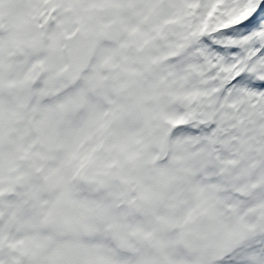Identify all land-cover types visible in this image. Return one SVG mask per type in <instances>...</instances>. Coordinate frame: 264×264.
Here are the masks:
<instances>
[{
  "label": "bare ground",
  "instance_id": "obj_1",
  "mask_svg": "<svg viewBox=\"0 0 264 264\" xmlns=\"http://www.w3.org/2000/svg\"><path fill=\"white\" fill-rule=\"evenodd\" d=\"M23 1L26 6V11L32 12L38 7V0ZM104 1L105 0H59L61 19H59L60 22L53 30L54 33L52 40H50L51 42L46 48H43L38 44L37 40L39 34L37 23L32 20L24 21L20 13L13 9L18 6V0H0V17H4L8 23L6 31L0 34V86L7 73L6 67L2 63L5 58L8 62H15L13 69H15L17 73L20 67V60H14L8 56L4 57L1 49L7 50L11 47V43L19 42L22 44L24 52L27 55L43 57L47 60L46 63L58 68L64 64V54L59 49L60 40L62 38L61 29H70L75 20H80L85 27L93 30L94 46L99 54L103 55L105 53V48L112 46V62L114 63V69L112 66L111 80L112 113L115 117V123L122 128L121 129L113 123L112 132L116 131V127H118L121 132H129L132 130L138 132L144 129V127L148 128L146 124L152 125V122L149 120L157 116L154 123H157L155 130L156 134L158 133V137L153 134V136L147 137L148 142H150L151 150H154L157 145H161L162 136L166 132V129L161 127L158 120L159 114L163 111L162 109L168 104H171V109L174 111L179 109L178 97L184 95L188 91L189 86L195 85L197 81L191 74L188 75V72L191 71V67L201 68V66L206 65L209 61V59L206 58L203 62H200L196 54L197 50H202L207 55L209 53V51L207 52V50L204 49L202 41L198 38L197 28L201 12L206 10V7L214 1L216 2V0H205L203 5L197 3L196 0H167L166 3L160 0H110V13L109 10L104 11L101 9V6L104 5ZM127 1H132L134 3V9L131 13L125 9V3ZM222 2H224V10H222L221 17L223 20H230L236 17L237 14L245 15L254 5H252L253 0H223ZM66 4L74 6V11L71 15L65 14L64 12V5ZM95 5L98 6L97 9L93 8ZM174 17L178 19V24H176V26L167 28L162 26L164 21ZM111 18L112 20L116 19L122 24L119 27L121 28L122 38H113V40L118 43L112 42V44L105 41L106 37L103 33V29H101ZM127 28H133L131 32L132 35L141 34V38L137 41L136 48L133 47V41L130 38V30ZM100 32L102 33L101 35ZM158 34L163 35L160 40L158 39ZM237 37L238 39L243 38L241 39V43H245L246 45V54L244 57H240V55L238 56V54H236V51H228V49L218 51L219 60L222 63L231 65L235 61L241 59L242 64L246 65L245 69H249L246 76L244 74L245 77L243 76L241 80L239 78L237 80L238 82L229 88V92L232 94L231 98L235 100L238 105L244 128L240 134L237 130L233 133H231L229 129L222 131L221 136H227V139L231 138L233 134H239L236 137V141H228L223 146V148L227 150L221 154L222 157H232L237 162L236 168L233 171H229L226 176V179H229L230 183L225 184V187L227 189L230 185L238 186L236 183L239 182L238 177L245 174L249 176L256 175L257 172L258 175L256 179L250 177L247 179V182H241L239 186L246 188L249 183H263V187L255 191V186L252 185L249 190L250 192L255 191L253 197L248 201H243L242 206L238 207L239 205L235 197L230 195L228 191L225 190L223 193H218L216 191L218 185L215 181L217 177L215 176L214 170L205 167L204 149H206V144L203 139L207 138L209 133L204 131L184 132L178 137L179 151L177 154H183L184 156L183 158L187 167L186 175L179 174L173 166L166 162L164 163L163 160L153 165V157L156 155L157 148L153 151V156L150 158L153 159L146 162V165H149L150 169L143 173L146 176L144 182H140L141 186L144 188L142 189V195L146 198V204H144V208L140 212L132 211L130 214L131 217L127 216L129 221L136 218V224L141 226V228L139 227L136 229L142 230L144 234H148L147 232L164 233L169 225L177 223L179 227L176 229L174 235H176L180 241L185 238H196L200 234L215 235L220 237L221 247L228 251L235 241L234 238L231 237L230 232L240 220L243 207H247L251 203L260 205L261 209L258 215L264 218V163H262V161H264V119H261L259 116L264 113V90H257L250 84L257 75L264 73V68H262L261 64L262 59H264V18L260 19L255 25L249 28L242 27L240 30H237V32H234L231 37H227V40L232 41ZM221 38L227 41L223 36H221ZM233 43L240 45L238 40H234ZM120 45L123 47L121 53H119L117 49ZM139 48L142 49L141 52H139ZM178 50H181L179 55L167 59L166 56L168 54ZM97 57L95 59L96 64L98 63ZM8 67L11 68V66ZM258 70L260 71L255 72ZM168 71L171 72V77L169 78ZM201 71L203 72V69ZM90 73L91 71L86 72L83 79L86 80ZM27 75L28 71L23 74L24 79H26ZM204 77L207 76L204 75ZM184 80L187 81V85L183 84ZM56 85L59 84L55 83L52 86ZM78 86L85 90L89 88V86L82 81H80ZM167 88L172 89L173 92L171 103H168L166 97L163 96V91ZM53 90L54 89H50L51 94L54 93ZM255 94L260 95L256 100L254 99ZM252 97L253 102H257L255 108L248 106ZM223 113L225 114V112ZM248 114H250L251 117L249 120H246V115ZM123 116L127 121H125ZM154 123L153 125H155ZM127 125H132L134 128H126ZM151 128L149 129H151L152 132L154 127ZM116 132L112 134L111 154L112 161L113 159L119 158V165L116 169L112 170L114 174L111 175H119V169L122 168V166L124 170L133 168L139 172L141 162L139 163L140 167H136L137 160L128 164L125 161V157L117 153L116 146L120 141V132ZM180 141L183 142L181 145ZM258 149H261L262 152H259ZM255 154H259V156L255 157ZM250 155L255 158H251ZM171 160L174 159L171 158ZM250 162L255 165L253 171L246 168V164ZM258 162L262 165H257ZM160 164H162L169 174L168 176L166 175L167 173L164 174L165 178L161 179L159 181L160 183H158L157 177L161 176H158V174H161L160 171L163 169H159L160 171L158 170ZM134 166L136 168H134ZM124 170L122 169V171ZM157 170L160 173H158ZM162 172H164V169ZM123 173L124 172H122V174ZM159 184L162 185V187H166L160 189ZM194 184L198 186V189ZM170 188H174L172 189L174 190L172 193H175L174 198L177 200V203L180 199L183 200L180 204L161 205L160 201L162 199L171 203L169 197ZM188 188L192 191L197 189L196 195L192 196L191 193H187ZM113 190L114 192L116 191L115 189ZM123 195L124 194H121L120 190L117 209L121 207V209L125 208L128 211L130 209ZM238 199L239 201L242 200L241 198ZM197 204L208 207L207 213H209V218L201 219L199 217L196 210ZM227 207H231V211L227 212ZM126 213H124V215ZM156 215L168 221L162 223L163 220L156 217ZM187 215H191V221L188 225L182 224L181 220H184ZM121 216L123 217V215ZM121 216H119L120 222L122 219ZM115 218L112 217V219ZM116 220H114L113 223H117ZM47 221L46 219V222ZM123 221L126 222L127 220ZM127 222L124 224H127ZM94 224L95 223H93L89 229L90 232L86 237L93 235V228L96 227ZM113 225L115 226L116 224ZM98 228L101 234H103V232L108 230L109 224ZM170 228H172V226ZM112 230H114V228H112ZM96 240L99 241V239ZM255 241L256 239L254 237H249L248 241L243 244L242 247H239L232 255L234 261H231L230 257H226L222 264H264V249L258 246ZM35 250L27 253V257H25L23 264H37L35 263L36 261L33 260L35 257V255L33 257V254H36ZM67 250L68 249H39L37 253H41L39 255L44 257L43 261L40 259V264H59L60 258ZM69 251L73 253L74 264H112V254L107 250L87 249L84 251L80 249H70ZM72 253L70 252V254ZM253 258L255 260H253ZM116 259L120 260L119 258ZM17 260L15 254L0 251V264H18Z\"/></svg>",
  "mask_w": 264,
  "mask_h": 264
},
{
  "label": "rangeland",
  "instance_id": "obj_2",
  "mask_svg": "<svg viewBox=\"0 0 264 264\" xmlns=\"http://www.w3.org/2000/svg\"><path fill=\"white\" fill-rule=\"evenodd\" d=\"M77 12H78V11H77ZM77 12H76V13H77ZM76 13H75V14H76ZM103 27H104V26H103ZM101 29H103V28L101 27ZM101 34H102V33L100 32V35H101ZM31 45H32V44H31ZM100 56L102 57V55L98 53V57H97V61H98V62L101 61V57H100ZM99 57H100V59H99ZM112 63H113V62H112ZM112 66H113V69H114V63H113ZM59 86H60V85L52 86L50 89H54L53 91L55 92V88H57V87H59ZM161 112H162V111H161ZM123 117H124V116H123ZM156 118H157V116H154V117L152 118V120H151V119L149 120L150 122H152V125H151V124H150V125H151V127H154L153 131H155V132H153V131L151 132V129H152L151 127H149V128H151V129L147 128V132L149 131V133H150V134H149V133L147 134V137H148V136L150 137V136H153V135H155V136L158 137V135H157L158 133L156 134V130H155V126H156L157 123H154V122L156 121ZM124 119H125V117H124ZM153 119H154V121H153ZM125 121H127V120L125 119ZM153 123H154L155 125H153ZM114 124H115L116 126H118L117 123L114 122ZM118 127H120V126H118ZM118 127L115 128L116 131H117V132H121V130H119ZM146 127H147V126H146ZM120 128H121V127H120ZM124 128H125V127H124ZM124 128H123V130H124ZM126 128H134V126H132V125H130V126L127 125ZM126 128H125V129H126ZM144 128H145V127H144ZM121 129H122V128H121ZM118 130H119V131H118ZM116 131H113L112 134H113L114 132H116ZM141 131H143V129H141V130L138 131V132H141ZM117 132H116V133H117ZM147 132H146V133H147ZM152 134H153V135H152ZM182 143H183V142L180 141V145H181ZM258 151H259V152H262L261 149H258ZM263 154H264V150H263ZM152 156H153V155H151V157H152ZM256 156H259V154H257V155L255 154V157H256ZM151 157H150V158H151ZM250 157H251V155H250ZM255 157H251V158H255ZM153 158H154V157H153ZM153 158H152V159H153ZM136 159H137V158H136ZM152 159H150L149 161H151ZM262 159H263V158H262ZM262 159H261V160H262ZM149 161H148V162H149ZM146 162H147V161H143V163H142V161H141V168H140V171L138 172L139 180H140V182L142 181V183H143L144 180L146 179V176H145L143 173H145L146 171H148V170L150 169V166H149V165H146ZM159 162H160V161H159ZM159 162H158V163H159ZM161 162H162V161H161ZM139 163H140V162H136V164H137V165L135 164L136 167H138V166L140 167V164H139ZM164 163H165V162H164ZM164 163H163V164H164ZM259 163H260V162H258L257 165H262V164H259ZM262 163H264V161H262ZM138 164H139V165H138ZM136 167L134 166V168H136ZM162 168L164 169V172H162V171H163ZM122 169L124 170L123 166H122V168L119 169V171H120V170L122 171ZM132 169H133V168H132ZM159 169H160V170L162 169V170L160 171ZM127 170H129V169H125V170L122 171V172H125V171H127ZM158 170L161 172V174H158V176H159V175H161V176H159L160 178L157 177V178H158L157 181H158V183H160L159 181H160L161 179H164V178H165V175H164V174L167 173L166 175L168 176L169 173L167 172V170H165V168L162 166V164H160ZM158 170H157V172H158ZM165 171H166V172H165ZM157 172H156V173H157ZM160 172H158V173H160ZM162 173H163V175H162ZM112 174H114V173L112 172ZM120 174H122V173L120 172ZM123 174H124V173H123ZM257 175H258V172L256 173V175H252V176H249V175H246V174H245V175H242V176L238 177L239 182H236V183H237V185L239 186L241 182H245V181L247 182V179L250 178V177L256 179ZM162 176H164V177H162ZM253 176H255V177H253ZM112 184H114V183L112 182ZM159 187H160V189H162V188L164 189L166 186H165V187H162V185L159 184ZM167 187H168V185H167ZM113 189H115L116 191L114 192ZM170 189H171V188H170ZM170 189H169V190H170ZM172 189H174V188H172ZM172 189H171V190H172ZM171 190H170V193H171ZM112 191H113V192H112V195H111V196H112V206H111V207L116 206V207H113V208H112V217H113V218L116 217L115 219H112V223H113L114 220L117 219V220H116L117 223H115V222L113 223V224H116V225L114 226V225L112 224V226H113L112 228H114V231L120 230L121 227H125L124 230H128V228L132 227L133 224H131V223L129 222V219H128L129 216H128V214L126 213V212H128L127 209H125V208H122V209H121V207L119 208L120 210L117 209V208H118L117 206H118V203H119L118 197H119V195H120V190H118L117 187L114 188V186H113V187H112ZM173 191H174V190H172V192H173ZM156 194H160V193H156ZM113 209H114V211H113ZM124 213H126V214L124 215ZM121 215H123V217H124V216H125V217L123 218ZM119 216H121V218H122V219H121V222H120V217H119ZM127 216H128V217H127ZM117 217H119V218H117ZM126 218H127V219H126ZM118 220H119V221H118ZM123 220H125V221L127 220V221H128V222L126 221L127 224H124V223H126V222H124ZM128 223H129V224H128ZM135 227H136V228H139V227L141 228V226H140L139 224H137ZM96 228H97V229H96ZM93 229H94V233H96V232H98V230H100L97 226H96L95 228H93ZM149 229H150V228H149ZM71 250H72V249H71ZM91 250H96V249H91ZM35 251H36V254H37V255H36L35 253L33 254V257H34V255H35V257H34L33 260L36 261L35 263L40 264V262L43 261L44 257L41 255V256H42V258H41V256L39 255V254H41V253H39V254L37 253V252L39 251V249H36ZM70 252L72 253V251H69V249H68L67 252H66L64 255H62V257L60 258V262H59V264H62V261H63V264H66V263L69 264V262H70V264H74V261H73V260H74V259H73V253L70 254ZM71 255H72V256H71ZM39 256H40V258H39ZM69 256H70V258H69ZM35 258H36V260H35ZM37 258H38V259H37ZM40 259H41V261H40ZM71 259H72V260H71ZM119 259H120V258H119ZM132 259H133V258H132ZM38 260H39V261H38ZM65 260H66V261H65ZM120 260H123V259H120ZM123 261H125V260H123ZM65 262H66V263H65Z\"/></svg>",
  "mask_w": 264,
  "mask_h": 264
}]
</instances>
